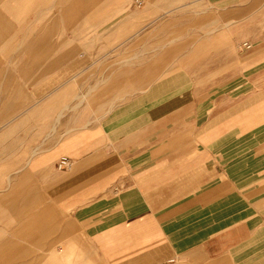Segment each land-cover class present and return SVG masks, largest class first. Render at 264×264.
Returning a JSON list of instances; mask_svg holds the SVG:
<instances>
[{"label":"crops","instance_id":"1","mask_svg":"<svg viewBox=\"0 0 264 264\" xmlns=\"http://www.w3.org/2000/svg\"><path fill=\"white\" fill-rule=\"evenodd\" d=\"M136 1L46 0L8 41L0 264L63 218L105 264H264V0Z\"/></svg>","mask_w":264,"mask_h":264},{"label":"rangeland","instance_id":"2","mask_svg":"<svg viewBox=\"0 0 264 264\" xmlns=\"http://www.w3.org/2000/svg\"><path fill=\"white\" fill-rule=\"evenodd\" d=\"M6 1L9 2L8 5L12 6L15 4L17 10L13 12L8 11L5 15L7 19L14 23V25L4 31L0 30V57L6 56L8 54L12 55L17 50L16 48L10 47L14 45L16 41L11 42V44H9L10 42L8 41L21 39L22 25L28 22V19L30 18V15L33 13L34 9L45 7L46 3V0H0V6ZM31 2H34L35 4L32 5L33 9L31 8L29 10ZM245 40L246 38H242L238 43L240 55L246 53L239 48V44ZM242 68L243 65L240 62V75L243 73ZM241 91L242 90H240V92ZM227 120V117H224L222 122L225 126H227V130L229 131L230 125H228ZM211 122L213 125L214 122ZM212 129L213 128L208 127V132H211ZM217 163L218 161L215 159L208 158L206 160L208 184L215 180V174L217 173ZM191 178L194 179V177ZM105 195L106 193L101 192L100 196L104 197ZM95 198L96 196L84 199L80 205L90 203L94 201ZM15 226L18 227L22 225L16 224ZM35 226L37 227L39 225ZM47 229V237L49 238L44 240V242L46 241L45 243L43 241L38 242L37 240H25V243H29V241H31V243H36V245L32 246V248L29 250L27 249V251H25L27 252L25 255L18 256V261L25 263L35 260L33 264H105L102 256L97 253L96 239L94 237V233L88 230L90 229V225L87 223L70 222L69 218L66 220L63 218L62 224H48ZM53 249L56 250L55 254L52 253ZM4 257H11V255H5Z\"/></svg>","mask_w":264,"mask_h":264},{"label":"built area","instance_id":"3","mask_svg":"<svg viewBox=\"0 0 264 264\" xmlns=\"http://www.w3.org/2000/svg\"><path fill=\"white\" fill-rule=\"evenodd\" d=\"M138 4H141L143 1L142 0H137L136 1ZM239 48L242 51H247L252 48V43L248 40L242 41L239 44ZM72 165V162L69 157L63 156L61 157L57 162H56V168L59 170H65L68 169Z\"/></svg>","mask_w":264,"mask_h":264}]
</instances>
